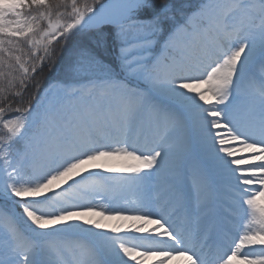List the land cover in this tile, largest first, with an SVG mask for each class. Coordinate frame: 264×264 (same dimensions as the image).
Masks as SVG:
<instances>
[{
	"label": "snow or ice",
	"instance_id": "obj_1",
	"mask_svg": "<svg viewBox=\"0 0 264 264\" xmlns=\"http://www.w3.org/2000/svg\"><path fill=\"white\" fill-rule=\"evenodd\" d=\"M0 97V264H264V0H0Z\"/></svg>",
	"mask_w": 264,
	"mask_h": 264
},
{
	"label": "trees",
	"instance_id": "obj_2",
	"mask_svg": "<svg viewBox=\"0 0 264 264\" xmlns=\"http://www.w3.org/2000/svg\"><path fill=\"white\" fill-rule=\"evenodd\" d=\"M80 2L82 3L83 0H80ZM89 2H90V0H89ZM22 47H23L24 53L26 54L28 52V47L24 46V45H22ZM51 47L55 49L56 63L59 64L60 63V58H61V56L63 54L61 52V49L62 48H71L72 47V41H69L67 43V45L65 46L58 40V41H55ZM18 54H20V53H18ZM35 54L39 55V53H35ZM24 58L27 59L28 58L27 55H25ZM43 67H44L43 73L39 74V69H38V74L36 75V80L40 81L41 84H43L45 82V78H54L55 76L59 75V72L50 71L49 68L46 67V66H43ZM13 75L20 76L21 74L20 73H13ZM31 83H32L31 81L28 82V87L26 89H20L18 87L17 91H22V93L27 98H31L32 96L37 95V90L35 88L31 87ZM9 102H10V100H5L4 98L0 97V106L7 107V104Z\"/></svg>",
	"mask_w": 264,
	"mask_h": 264
},
{
	"label": "rangeland",
	"instance_id": "obj_3",
	"mask_svg": "<svg viewBox=\"0 0 264 264\" xmlns=\"http://www.w3.org/2000/svg\"><path fill=\"white\" fill-rule=\"evenodd\" d=\"M37 94H38V93H37ZM32 97H34V96H32ZM32 97H31V98H32ZM15 114H16L15 112L7 113V114H6V118H7V117L15 116ZM2 134H3V133L0 132V135H2Z\"/></svg>",
	"mask_w": 264,
	"mask_h": 264
},
{
	"label": "bare ground",
	"instance_id": "obj_4",
	"mask_svg": "<svg viewBox=\"0 0 264 264\" xmlns=\"http://www.w3.org/2000/svg\"><path fill=\"white\" fill-rule=\"evenodd\" d=\"M170 264H183V262L179 260H173L170 262Z\"/></svg>",
	"mask_w": 264,
	"mask_h": 264
}]
</instances>
